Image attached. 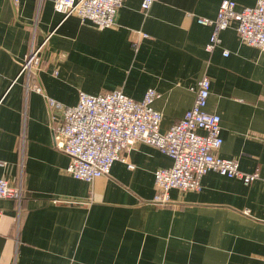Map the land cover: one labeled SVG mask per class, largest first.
Listing matches in <instances>:
<instances>
[{
    "label": "crops",
    "instance_id": "0c3cea01",
    "mask_svg": "<svg viewBox=\"0 0 264 264\" xmlns=\"http://www.w3.org/2000/svg\"><path fill=\"white\" fill-rule=\"evenodd\" d=\"M221 1L154 0L143 12L142 0H123L117 26L99 30L64 19L54 0H0V177L24 191L19 207L0 199V264H263L264 53L233 26L206 53L211 29L197 19H214ZM232 1L238 10L255 4ZM47 37L31 77L49 98L71 107L79 92L141 101L154 89L161 133L208 77L206 110L220 117L223 141L217 156L259 178L245 186L210 172L199 192L171 190L169 204L156 206L154 172L172 160L137 142L108 176L72 179L69 157L54 147L46 100L26 92L19 76Z\"/></svg>",
    "mask_w": 264,
    "mask_h": 264
},
{
    "label": "built area",
    "instance_id": "2783aa9c",
    "mask_svg": "<svg viewBox=\"0 0 264 264\" xmlns=\"http://www.w3.org/2000/svg\"><path fill=\"white\" fill-rule=\"evenodd\" d=\"M153 1L142 0L141 10L147 12ZM122 3L123 0H54L53 9L64 19L76 16L82 23L101 30L117 26L116 17ZM197 23L211 29L205 46L208 54L220 43L219 34L231 26L242 43L264 53V0H255L253 7L241 10L234 1L222 0L214 19L198 18ZM141 37L147 36L141 34ZM47 40L48 37L40 46L31 48L19 76L25 77L26 92L33 91L46 100L50 120L55 123L54 147L69 157L65 172L72 179L92 184L108 176L116 161L126 162L122 154L128 153L137 142L154 147L172 160L171 167L154 172L153 204L156 206L169 204L171 190L199 192L202 178L210 172L238 180L245 186L259 178L258 170L242 172L235 160L217 156L223 141L220 117L206 110L210 94L208 77L198 81L194 102L182 119L161 133L162 115L152 107L159 97L154 89H148L141 101L121 91L97 96L79 92L76 105L71 107L49 98L31 77L41 67V51ZM128 168L134 167L128 165ZM23 197L21 185L11 186L0 177V199L14 201L19 207ZM262 260L264 264V257Z\"/></svg>",
    "mask_w": 264,
    "mask_h": 264
}]
</instances>
